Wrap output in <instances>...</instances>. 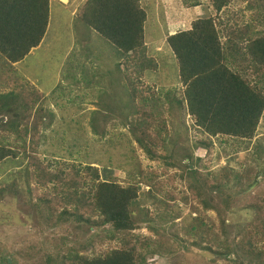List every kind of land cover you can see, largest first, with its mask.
<instances>
[{
  "label": "trees",
  "instance_id": "1",
  "mask_svg": "<svg viewBox=\"0 0 264 264\" xmlns=\"http://www.w3.org/2000/svg\"><path fill=\"white\" fill-rule=\"evenodd\" d=\"M210 1L218 12L232 0ZM140 2L83 0L73 11L77 12L75 18L86 28L114 46L116 59H127L124 62L128 72L122 77L127 80H130V75L152 66L147 61L151 57H136L137 50L143 47L144 23L148 16ZM248 3L255 15L260 17L258 24L263 25L264 0H247ZM49 13L50 0H0V59L13 70L9 77L12 89L0 93V116H6L4 122L0 120V132L15 133L17 138L23 139L29 134L33 139L37 135V131L30 133L28 125L35 124L29 122L32 113L41 112L39 104L44 99V93L27 78L15 76L13 64L40 44L48 27ZM222 23L219 19L215 22L210 16L196 17L191 20L189 28L165 37L166 45L178 65L179 81L183 84L182 95L173 99V103L193 117L196 128L204 133L195 146L207 148V152H211L212 137L216 135L251 139L264 112V34L256 33L251 37L244 26L240 29ZM91 34L88 33L89 36ZM116 69L120 72V61L116 62ZM99 91L98 102L107 95L106 89L99 88ZM128 92L133 100L138 97L145 100L134 86L130 85ZM149 100L155 102L153 96ZM102 101L97 105L104 108ZM92 113L91 128L102 136L105 131L95 125L97 109ZM153 116L151 112L148 119L143 112L142 116L136 115L133 122H127L132 137L151 158L163 145L162 135L158 130L151 129ZM28 154L36 158L32 156L33 153ZM17 158L16 151L7 144V140L0 139V174L11 164L20 166L22 160ZM193 160L192 150L177 146L170 150L164 161L166 166H177L180 169L179 177L187 180L188 192L183 194L177 192L171 176L165 181L152 180L141 170L138 172L139 176L147 177L149 188H153L154 196H157L154 201L160 209L157 215L159 220L164 224L167 222L171 229L178 227L169 238L187 246V238L192 239V236L202 241L209 234L206 233L209 227L208 220L204 219L205 212L214 210L218 215L217 226L222 237L213 250V264L219 258L227 260V255L233 251L237 253V258L228 264H264V197H259V191L249 196L248 206L245 205L244 209L251 210L253 216L236 226L232 240L227 235L228 225L223 214L239 198L240 188L247 189L257 184L255 180L260 170L247 165L242 173L232 172L226 167L216 172L211 168L192 166ZM29 163L34 165L35 171L31 169L25 175L27 190L30 189L28 184L32 177L36 185L43 188L35 200L25 199L37 218L39 228H67L65 225H71L76 231L71 239L59 235L57 241L50 240L51 245L42 249L45 264H157L166 256L163 254L166 249L164 245L170 239L162 233L165 225L151 227L156 234L154 237L133 233L137 228L131 216V205L138 197L135 185H121L106 167L103 168L102 178L92 164L82 166L80 163H69L51 170L39 168L36 160ZM1 164L4 166L1 167ZM82 169L85 171L83 174ZM232 176H236L239 186L235 190H230L227 185ZM11 181L1 182L0 199L4 194L17 196L20 192L17 183ZM188 199L201 208L197 215L196 206L186 202ZM181 200L191 208L183 217L184 224L179 223V216L183 214L179 211ZM176 202L178 209L174 211ZM191 213L196 216L190 218ZM191 242L199 244L195 239ZM109 243L116 246L110 247ZM206 247L212 248L210 245ZM150 256L152 263L148 261ZM172 257H168L169 264L182 263L178 256V260Z\"/></svg>",
  "mask_w": 264,
  "mask_h": 264
},
{
  "label": "rangeland",
  "instance_id": "2",
  "mask_svg": "<svg viewBox=\"0 0 264 264\" xmlns=\"http://www.w3.org/2000/svg\"><path fill=\"white\" fill-rule=\"evenodd\" d=\"M58 1H50L48 27L41 44L28 53L21 64L13 65L15 76L27 78L47 96L38 103L42 107L41 112L32 113L29 119V122L35 123L28 125L30 133L37 131L33 139L29 134L22 139L17 138L15 133L0 132V139L5 138L7 144L16 151L19 160H22L20 166L11 164L9 169L0 174V185L3 180H14L20 190L17 196L4 194L0 199V264H45L42 249L51 245L50 240L57 241L59 235L71 239L76 232L71 225H65L67 228H39L37 218L33 216L28 200H25H35L43 191L42 187L36 185L34 177L29 179L30 189L27 190L25 175L34 169V165L29 163L31 160L38 161L39 168L47 167L51 170L69 163H80L82 166L92 164L97 167L102 178L103 168H108L121 185L137 187L138 197L131 205V216L137 224L133 233L154 237L156 234L151 227L165 225L162 233L168 239L178 227L171 229L167 222L164 224L157 217L160 212L154 201L157 196H154L153 188H149L147 177L165 181L171 176L179 194L188 192L187 180L179 177L180 169L164 164L173 147L192 150V166L211 168L216 172L226 167L232 172L242 173L247 165H253L260 170L255 180L257 184L247 189L240 188L239 198L223 213L228 225L227 235L232 240L236 226L253 216L251 210L244 209L249 196L259 191V197H264V112L251 139L216 135L212 137L211 152L200 145L195 146L204 133L196 128L193 117L173 103V99L182 95L183 84L179 81L178 65L166 45L165 37L177 30L189 28L191 20L196 17L209 16L215 22L219 19L222 24L227 23L232 27L242 29L244 26L248 35L254 37L256 33L264 34V23L258 24L260 17L248 6L247 0H232L218 12L210 0H140L148 16L144 23L143 47L137 50L136 57H151L147 61L152 66L144 68L141 73L130 75V80H127L122 78L128 72L124 62L127 59H116L117 50L114 46L75 18L77 12L73 11L83 0H69L67 3L66 0ZM88 33L92 34L89 36ZM117 61H120V72L116 69ZM10 74H13L11 66L0 59V93L12 89ZM126 82L136 87L145 100L140 97L133 100L128 92L130 85ZM99 88L107 91V95H103L104 99H100L103 100L101 104L104 108L97 105L100 103L97 98ZM151 96L155 102L149 100ZM96 109L95 125L105 131L102 136L94 133L90 124L92 112ZM150 111L154 115L151 129L158 130L163 137V145L157 148L156 156L152 158L138 146L129 131L130 124H127L130 120L133 122L136 115L142 116L143 112L149 119ZM5 119L6 116H0L3 122ZM28 152L36 158H31ZM139 170L147 177L139 176ZM84 172L82 169L81 173ZM227 185L230 190L239 187L236 176H232ZM186 202L196 206L197 215L201 208L191 199ZM180 204L182 207L179 206V211L183 214L179 216V223L183 222V217L191 209L182 200ZM177 205L176 202L174 211L178 209ZM194 215L191 213L190 218ZM205 215L209 227L205 232L209 234L202 241L197 236L187 238L188 246L170 239L164 245L166 249L163 254L166 256L157 264H169L170 255L172 259L178 256L181 264H213V250L222 235L217 226V213L207 210ZM190 239H195L199 244L192 243ZM109 244L110 247L116 246ZM206 245L212 248L208 249ZM236 258L237 253L233 251L227 255V260L219 258L215 264H228ZM149 259V263H152L153 258L150 256Z\"/></svg>",
  "mask_w": 264,
  "mask_h": 264
},
{
  "label": "crops",
  "instance_id": "3",
  "mask_svg": "<svg viewBox=\"0 0 264 264\" xmlns=\"http://www.w3.org/2000/svg\"><path fill=\"white\" fill-rule=\"evenodd\" d=\"M34 49H35V48H34ZM32 50H33V49H32ZM32 50H30V52H31ZM20 62H21V61H19V62H17V63H14L13 65H14V66H16V64L19 65V64H21ZM20 68H21V67H20ZM20 68H19V69H20ZM20 72H21L23 75H25L24 72L21 71V69H20ZM44 95L47 96V94H45V93H44Z\"/></svg>",
  "mask_w": 264,
  "mask_h": 264
},
{
  "label": "clouds",
  "instance_id": "4",
  "mask_svg": "<svg viewBox=\"0 0 264 264\" xmlns=\"http://www.w3.org/2000/svg\"><path fill=\"white\" fill-rule=\"evenodd\" d=\"M50 1H51V0H50ZM57 1H58V0H57ZM58 2H59V1H58ZM63 2H65V1L63 0ZM67 2H69V0H66V3H67ZM50 7H51V4H50ZM49 14H50V13H49ZM41 42H42V41H41ZM41 42H40V44H41ZM40 44H39V45H40ZM39 45H38V46H39ZM38 46H37V47H38ZM35 48H36V47H35ZM33 49H34V48H33ZM31 50H32V49H31ZM29 53H30V52H29ZM44 96H45V95H44ZM194 216H196V215H194Z\"/></svg>",
  "mask_w": 264,
  "mask_h": 264
}]
</instances>
